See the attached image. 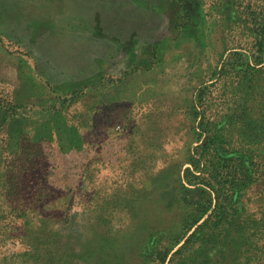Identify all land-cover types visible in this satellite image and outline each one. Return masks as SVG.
Segmentation results:
<instances>
[{"label": "rangeland", "instance_id": "374dc122", "mask_svg": "<svg viewBox=\"0 0 264 264\" xmlns=\"http://www.w3.org/2000/svg\"><path fill=\"white\" fill-rule=\"evenodd\" d=\"M209 213L264 223V0H0V264H181Z\"/></svg>", "mask_w": 264, "mask_h": 264}, {"label": "trees", "instance_id": "16d2710c", "mask_svg": "<svg viewBox=\"0 0 264 264\" xmlns=\"http://www.w3.org/2000/svg\"><path fill=\"white\" fill-rule=\"evenodd\" d=\"M248 156V153L241 154V161L238 160L240 162L239 168L234 163L223 165L227 168V172L219 176L220 181L228 182L231 186L233 184L238 186L239 184H237L234 180L235 178L239 180L241 176V190L243 187L247 186L249 182L251 183L252 181H255L254 179L257 171L254 166H251ZM240 169L241 171H239ZM217 170V172L222 171L220 167ZM233 174L235 178L231 181L229 177ZM200 214L203 215L206 213ZM209 214L208 215L212 217L211 220H209V224H207L208 219L204 220L202 223H197L198 225L193 233H199L197 238L198 243L194 248L190 247L191 249L186 251L184 255L185 261L181 264H221L219 262L221 259H224L225 255L227 257L232 255L235 249L234 245L238 239H241V264H246L242 262V258L246 261V259L250 257L252 258V261H255L254 258H257L258 256L256 250L259 249V247L255 246V244H257L260 240L258 234H260V229L264 225L263 218L256 217L254 213H241V220H238L240 217L231 219L232 226H237L236 229L232 230L230 229L232 226H225L222 224V219L225 217V213ZM218 217L219 219H217ZM198 221L199 217L195 219L194 223ZM204 223L206 228L200 231L199 229L203 227ZM234 230H241V235L239 236V234H233L232 231ZM188 240L189 238L186 240L185 244L177 250V252H181L185 246H188ZM215 246H218L216 251L218 257L214 258V255L209 258L211 247ZM242 246L247 248H242Z\"/></svg>", "mask_w": 264, "mask_h": 264}]
</instances>
